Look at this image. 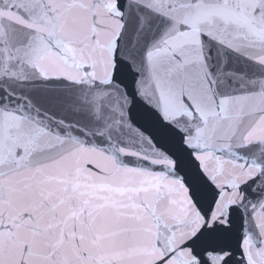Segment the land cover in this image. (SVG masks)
<instances>
[{"label":"snow or ice","instance_id":"6c2138e0","mask_svg":"<svg viewBox=\"0 0 264 264\" xmlns=\"http://www.w3.org/2000/svg\"><path fill=\"white\" fill-rule=\"evenodd\" d=\"M0 264H264V0H0Z\"/></svg>","mask_w":264,"mask_h":264}]
</instances>
